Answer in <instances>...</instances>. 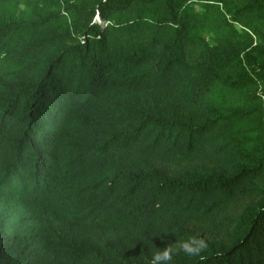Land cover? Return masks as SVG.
<instances>
[{
  "label": "trees",
  "instance_id": "1",
  "mask_svg": "<svg viewBox=\"0 0 264 264\" xmlns=\"http://www.w3.org/2000/svg\"><path fill=\"white\" fill-rule=\"evenodd\" d=\"M264 264V0H0V264Z\"/></svg>",
  "mask_w": 264,
  "mask_h": 264
},
{
  "label": "clouds",
  "instance_id": "2",
  "mask_svg": "<svg viewBox=\"0 0 264 264\" xmlns=\"http://www.w3.org/2000/svg\"><path fill=\"white\" fill-rule=\"evenodd\" d=\"M194 239L195 238L181 242L176 245L175 248L171 244H167L165 247L159 248L153 253L152 264H169L172 260L173 254L181 251L188 255H198L200 251L206 249L207 244L202 239L194 243Z\"/></svg>",
  "mask_w": 264,
  "mask_h": 264
}]
</instances>
